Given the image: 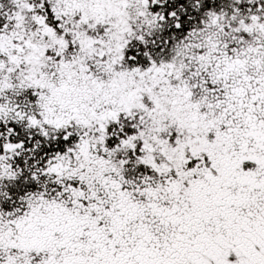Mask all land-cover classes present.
<instances>
[{"label":"snow or ice","instance_id":"6c2138e0","mask_svg":"<svg viewBox=\"0 0 264 264\" xmlns=\"http://www.w3.org/2000/svg\"><path fill=\"white\" fill-rule=\"evenodd\" d=\"M0 264H264V0H0Z\"/></svg>","mask_w":264,"mask_h":264}]
</instances>
